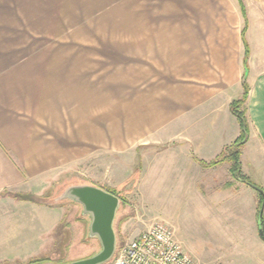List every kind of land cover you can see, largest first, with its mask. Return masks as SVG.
I'll return each instance as SVG.
<instances>
[{
  "label": "crops",
  "instance_id": "crops-1",
  "mask_svg": "<svg viewBox=\"0 0 264 264\" xmlns=\"http://www.w3.org/2000/svg\"><path fill=\"white\" fill-rule=\"evenodd\" d=\"M242 3L245 74L237 0H115L98 13L99 21L108 17L109 23L97 27L83 19L65 34L72 33L68 39H60L50 17L44 23L40 9L0 7V264L37 258L54 263L68 253L69 224L67 240L57 245L63 252L49 249L65 208L15 195L47 191L61 173L90 156L92 146L108 144L101 96L111 88L116 95L117 85L121 92L123 76L109 78L114 84L108 88L106 73L102 78L101 71L92 72V56L130 65L139 189L172 190L188 206L195 204L212 240L203 254L210 257L200 263L264 264L258 204L248 185L232 176L228 160L203 164L240 140L230 104L242 97L244 84L248 135L264 155V0ZM18 12L22 17L13 19ZM75 28H81V38H74L80 32ZM109 144L123 149L120 140ZM78 224L88 241V219Z\"/></svg>",
  "mask_w": 264,
  "mask_h": 264
},
{
  "label": "rangeland",
  "instance_id": "rangeland-1",
  "mask_svg": "<svg viewBox=\"0 0 264 264\" xmlns=\"http://www.w3.org/2000/svg\"><path fill=\"white\" fill-rule=\"evenodd\" d=\"M114 3L115 0H0V7L11 6L16 9H40L43 13L44 23L50 17L53 22V29L57 26L60 39H68L72 33L70 36L65 34L69 31L71 32L73 27L77 28V24L83 19H90L91 24L96 26L100 22L104 25L109 23L110 20L106 16H104L106 18H103L102 21H99L98 13L103 8H107ZM22 15L23 12H18L12 17L13 19H20ZM123 17L125 18L124 24L130 23L129 17ZM96 26H92L91 28L95 29ZM76 30L80 32H75V39L82 36L81 28ZM90 34L93 40L96 33L91 31ZM107 52L108 56L114 57L109 54V52L114 53L113 50L108 49ZM100 60L101 58L98 56H96V59L92 56L90 62L91 70L96 73L101 71L102 78H105L107 75L108 80H106V84L108 88H111L112 84H114V81L110 82L109 78L118 74L119 76H123L121 92H118L119 85H117L115 87L117 91L116 95L114 94L115 90L111 88L112 93L108 90L107 95L101 96L106 102L103 110H105L107 118L106 139L108 144L99 147L92 146L90 156L76 163L71 168L72 170L69 169L68 172L61 173L55 181L49 184L47 191L39 195H35L31 191L21 192L23 195L34 197L37 203L42 201L40 204L58 205L65 208L62 223L52 233V243L49 249L53 252L57 247L60 253L63 252L62 248H58V246L61 245L62 241L67 240L66 238L64 240V224H69L70 234L67 240L69 250L68 253L63 252L58 258L53 259V261L54 263L78 261L93 255L99 250L96 240L88 238V241H84L81 237V227L78 224V219L81 217L84 221L88 219L85 215H81V207L70 200L57 199L68 186L87 184L107 191L111 190L121 201L114 223L117 245L135 237L151 224L160 222L173 229L177 240L182 243L185 251L193 258L195 264H201L200 258L210 257L203 256V254L211 250L207 244L212 243V240L210 239V233L203 231L201 214L196 210L195 204L192 203L191 206H188V203L180 201L179 193H175L172 190H160L153 193L139 189L141 161L140 156L133 151L136 146V139L131 137L130 65L123 64L122 62L118 64H106ZM107 60H109V57ZM118 60L120 59L118 58ZM121 60L129 61V58L125 59L123 57ZM105 73L106 75H104ZM94 82L98 83V79ZM119 107L122 108V111L119 110ZM113 140H120L123 144V149L119 150L115 144H109ZM242 140L243 138L240 139V141ZM240 141L238 142L240 143L238 145V152L241 174L264 193V155L263 153L261 154L260 147L252 136L249 137L248 135L246 142ZM254 161L257 162L256 166ZM248 189L255 199V204H258L257 216L258 211L263 205L262 226L264 229V197L261 206H259L260 193L256 190L254 191L249 185ZM50 255H52L51 252L46 255L47 258H51ZM114 258L115 254L105 264H113ZM22 264H26V262Z\"/></svg>",
  "mask_w": 264,
  "mask_h": 264
},
{
  "label": "water",
  "instance_id": "water-1",
  "mask_svg": "<svg viewBox=\"0 0 264 264\" xmlns=\"http://www.w3.org/2000/svg\"><path fill=\"white\" fill-rule=\"evenodd\" d=\"M247 137L245 135L243 142ZM57 199H67L81 207V215L88 218L87 238L96 240L99 247V250L89 257L60 264H105L110 261L117 248L114 223L120 208L119 198L100 187L82 184L68 186ZM262 211L263 205L256 221L258 234L264 240L261 222ZM40 264L56 263L44 262Z\"/></svg>",
  "mask_w": 264,
  "mask_h": 264
},
{
  "label": "built area",
  "instance_id": "built-area-1",
  "mask_svg": "<svg viewBox=\"0 0 264 264\" xmlns=\"http://www.w3.org/2000/svg\"><path fill=\"white\" fill-rule=\"evenodd\" d=\"M113 264H195L172 228L155 222L117 245Z\"/></svg>",
  "mask_w": 264,
  "mask_h": 264
},
{
  "label": "trees",
  "instance_id": "trees-1",
  "mask_svg": "<svg viewBox=\"0 0 264 264\" xmlns=\"http://www.w3.org/2000/svg\"><path fill=\"white\" fill-rule=\"evenodd\" d=\"M237 2H238V7L240 10V13L244 19V27L242 28L241 33H242V41L244 44L243 67H244V74H245L247 71V59L249 56L248 45H247L245 37H244L245 30H246V11H245V7L242 3V0H237ZM247 94H248V89L244 84L242 97L240 99L232 101L230 104V111L236 117V119L238 120V123L240 125V130H241V138L240 139H242V138L244 139L245 135H247V133L249 131L248 130V119L246 116V108H245V102L247 100ZM242 141H240V142H242ZM238 142H236L234 145H232L230 147H227L225 149L224 153L221 156H219L217 159H214L213 161H210L209 163H203V164H204V166H212V165L217 164L218 162H221L222 160H228L231 164L232 176L236 180L251 186L258 193H260L261 198H260L259 206H261V202H262L263 197H264L263 191L261 189H259L258 187L254 186L253 184H251L249 182V180L241 174L240 166H239V164H240L239 152H238V145L240 143H238ZM110 191H108V192H110ZM110 193L116 196V194L113 191H111ZM4 194H10V193L5 192ZM15 197L19 198L20 200H27L30 202H35L34 197H32L30 195L17 194V195H15ZM39 203H42V201H39ZM47 205H50V204H47ZM259 212H260V210L258 211V215H259ZM261 222H262V217H261ZM44 262H46L44 259H38L37 258V259L29 260L28 262H26V264H40V263H44Z\"/></svg>",
  "mask_w": 264,
  "mask_h": 264
}]
</instances>
